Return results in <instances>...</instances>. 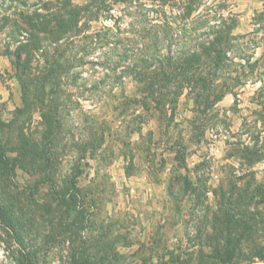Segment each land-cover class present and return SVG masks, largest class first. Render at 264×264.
I'll list each match as a JSON object with an SVG mask.
<instances>
[{
	"label": "rangeland",
	"instance_id": "1",
	"mask_svg": "<svg viewBox=\"0 0 264 264\" xmlns=\"http://www.w3.org/2000/svg\"><path fill=\"white\" fill-rule=\"evenodd\" d=\"M90 1L0 0V151L49 165L40 184L0 173V264H264V0H95L111 10L94 19ZM60 20L64 71L43 86ZM214 37L212 84H144ZM127 65L148 76L117 78ZM228 195L253 234H220Z\"/></svg>",
	"mask_w": 264,
	"mask_h": 264
},
{
	"label": "trees",
	"instance_id": "2",
	"mask_svg": "<svg viewBox=\"0 0 264 264\" xmlns=\"http://www.w3.org/2000/svg\"><path fill=\"white\" fill-rule=\"evenodd\" d=\"M140 1L141 0H132V1L130 0V3L134 4L135 2H140ZM151 1H154V0H151ZM165 2L166 0H161V4H164ZM100 5H103V6H100ZM104 5L105 4L102 2L91 0L89 6H87L85 8L86 10H83V12H85L89 18L94 19L98 16L99 11H101L102 9H103L102 11L104 12L111 10L110 8H107V7L105 8ZM76 13H77L76 10L71 12V14L73 15H76ZM109 16H108V19L109 18L111 19L112 15L109 14ZM126 16L127 17L131 16L135 18V19H132L130 22L132 25L138 22L137 17H134L136 16V14L133 13V11L131 12L130 10V12H128ZM69 26H71L69 23L61 21V20L56 25V28L58 30L56 32L57 36L54 37V39L56 40L55 42L56 45L52 51L54 58L52 60L53 62H51L52 65L50 66V68L44 75L43 86L49 83L51 77H53V79L57 78L59 75H61L62 71H64L63 60L66 56V53H65L66 48L64 47L66 46V44H68L66 43L68 39L66 36L63 37L64 33L66 32H63L60 34V31L61 30L68 31L71 28V27L69 28ZM210 29L212 30L210 34L206 35V37H211V35L217 34L216 30H214L213 28H208V30ZM220 43H221V39L218 40L217 37H214L212 40H208L204 42L202 46H199L200 51L197 53L190 52V53H187L183 57H174L173 54L171 55L169 53H167L166 55L159 56L157 60H155V62L158 63L159 65L158 67L159 72L156 74H149L148 80L145 81L144 84H212L213 78L215 79L216 73H218L220 71V68H222L220 56L223 54L224 49H227V47H221L222 44ZM222 43L227 44V40L223 38ZM122 55L126 60H128L129 56H131L127 54V51H123ZM17 58H18L17 67H19V70L23 69V67H25L26 62L19 55H17ZM148 58L149 56H147L146 59L138 58L137 60L139 62H146ZM135 64L137 65L138 63L134 62V65ZM133 68H134L133 65L131 66L127 65L126 67L121 69V71H119L118 74H115V76L117 78H121V75H123V77L125 75L127 76L134 75V77L137 80L139 79L138 77H145V75L148 76V73L142 72L141 70L138 71ZM20 81L22 82L23 80L20 79ZM27 85L28 84L22 83L24 94H25V89L27 88ZM43 156H44L43 153L41 155H38V157H36L37 162L36 161L31 162L33 170H29L28 168H24L23 166H21L20 164L21 157L19 155H18V158L16 157L10 158L7 152L5 151L3 152L1 149L0 151V173L8 177V176L14 175V171L16 167H18L19 169H24V170L27 169L33 174L34 173L37 174L38 178L40 177V179L37 181V184L44 183V180L41 177H44V173L46 172V170L49 171V165H48V161L45 160ZM40 160L42 161L38 162ZM39 164H41V166H39ZM50 188L52 189V192H54L55 196L57 195L58 197H61L62 199H63V195L65 197L66 193L61 195L62 192L60 190L57 191L54 188L53 184H50ZM71 191L73 192L76 191V188L73 182L69 184V193ZM63 202H64V199H63ZM250 204L253 205V203H250ZM223 207L225 211L223 213L224 217H222L221 222L223 223V226L225 227H223V230L220 231L221 235L226 231L232 232V229L230 228L231 226L235 227L234 234L236 238H238L239 236L244 238V235L246 233H249V234L254 233L256 225H258V223L255 220L256 214L255 213L246 214V212L243 211L242 209L243 202H241V200H239L238 197H232L231 195H228V197L225 198L223 201ZM66 210H68V207H66ZM230 211L234 212V215L232 216L233 218L226 213ZM48 212H49V216H51L55 211L48 210ZM222 239H226L224 242H226V245L228 246L227 248L224 249L225 254L231 255L232 252L238 251V249L236 248L237 242L235 238L232 241H229L226 237ZM79 249L82 251L80 255H82L85 258V260H88L87 254H85L87 247L84 244H82V246H79ZM250 253L251 255L248 258L250 259L249 261H251L254 258L261 257L257 253L256 250ZM28 260L29 258L27 257L25 260L26 261L25 264H33V261H28ZM115 260L116 259L110 258L109 260H101L99 263H95V262L90 263L88 261H85V262L83 261L79 263V261L78 262L75 261L74 264H111L112 261H115ZM226 263L227 262H224V264Z\"/></svg>",
	"mask_w": 264,
	"mask_h": 264
}]
</instances>
